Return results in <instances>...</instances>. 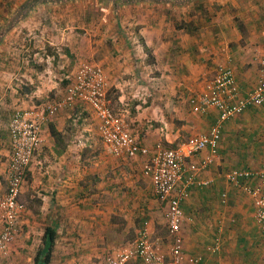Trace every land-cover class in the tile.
I'll list each match as a JSON object with an SVG mask.
<instances>
[{
  "label": "crops",
  "instance_id": "crops-1",
  "mask_svg": "<svg viewBox=\"0 0 264 264\" xmlns=\"http://www.w3.org/2000/svg\"><path fill=\"white\" fill-rule=\"evenodd\" d=\"M176 1L183 16L176 15L183 20L177 28L164 11L172 2L155 4L163 11L149 10L144 17L130 13L137 3L118 5L111 45L92 53L104 72L110 106L123 111L131 110L129 104L134 107L127 117L133 127L126 123L150 154L159 143L175 147L191 136L208 133L217 121V111L193 113L189 99L204 91L218 66L230 68L241 95L246 93L256 84L257 61L264 50V0ZM43 6L51 7L33 6L8 30L3 28L12 12L0 18L4 30L0 69H7V76L0 73V197L5 193L10 159L11 114L17 109L40 110L45 97L55 96L53 91L47 93L54 87L41 71L63 70L69 53L87 57L85 49L62 52L51 42L56 51L38 47L36 43L51 38L50 29L36 21L42 19L38 11ZM191 11L192 17L187 18ZM124 15L142 27L137 32L125 29L130 20L124 22ZM77 105L92 115L94 126L76 113ZM263 121L264 105L223 124L216 157L197 174V179L209 184L192 187L181 204L183 251L202 256V264H264V236L253 219V198L226 180V174L235 169L264 168V130L258 126ZM97 127L96 117L84 104L63 109L43 123L42 142L20 192L25 206L20 227L39 231L41 237L46 228L54 231L51 264H102L120 247L135 242L142 229L168 253L165 204L156 199L150 178L142 172L148 157L113 156ZM207 153L193 161L199 163ZM213 247L214 252L209 251ZM9 250L14 264H31L34 251L23 246L22 238ZM126 264L141 263L136 259Z\"/></svg>",
  "mask_w": 264,
  "mask_h": 264
},
{
  "label": "built area",
  "instance_id": "built-area-1",
  "mask_svg": "<svg viewBox=\"0 0 264 264\" xmlns=\"http://www.w3.org/2000/svg\"><path fill=\"white\" fill-rule=\"evenodd\" d=\"M258 78L256 84L246 93H240L235 75L230 68L218 66L204 91L189 99L193 113L205 115L214 109L217 121L206 134H197L175 147L157 144L152 154L141 147L132 136L125 119L117 114L107 99V84L104 72L98 65L83 63L76 70L60 100L43 105L40 110L17 109L9 119L10 159L5 175L6 189L0 197V256L10 253L20 229V220L25 206L20 202V192L26 172L41 140L43 123L61 110L76 104L86 105L98 121V133L110 154L115 157H148L142 172L149 177L157 200L165 204L168 253L150 239L147 229H142L135 242L120 247L107 256L102 264H126L138 259L141 264H202V256L189 255L183 251L181 227L185 221L182 202L189 190L196 186H207L209 181L197 179L218 153L221 129L227 121L246 110L264 105V50L258 57ZM203 151L208 153L199 163L193 161ZM150 154V155H149ZM226 180L234 188L242 190L253 198V219L264 236V168L261 170H232ZM224 197V195H222ZM216 247L210 248L214 252Z\"/></svg>",
  "mask_w": 264,
  "mask_h": 264
},
{
  "label": "rangeland",
  "instance_id": "rangeland-1",
  "mask_svg": "<svg viewBox=\"0 0 264 264\" xmlns=\"http://www.w3.org/2000/svg\"><path fill=\"white\" fill-rule=\"evenodd\" d=\"M1 1L2 3H0V18L4 17L5 14L9 15L10 12H14L16 9H18L23 3L27 2L28 0H1ZM155 4L157 3H141V4L137 3L135 4V7L130 8L131 10L129 11H131L130 12L131 14L137 13L142 17H144V13H147V11L149 10H151L152 13L154 14L163 11L160 10V8L157 9L158 7ZM133 5L134 4L126 5V6H133ZM168 6L169 8L167 10L165 9L164 11H167V16H169V19L173 21V25L177 28L180 26L178 22L183 21V20H179V18H177L176 16L178 15L180 17H183L181 14V10L177 8V5H175V3H171ZM116 7L117 6L113 5V2L109 0H71L68 2H64L62 4L51 5V7L43 6L42 7L43 10L38 11V13L42 12L43 16L42 19L36 21L40 22V27L45 26L49 28L50 29L49 34L51 36V38L50 37H48V39L46 38L45 39L46 42H43V44L39 42L36 43L39 48L43 47L42 49L46 50L47 52L56 51L57 49L53 45L55 44L58 46L57 48L62 52H64L65 50L66 51L68 50L69 52L71 49L72 50L75 49L74 52L77 49H85L87 55V57L79 59V57L69 53L68 55L69 62H67V67H65L63 70L56 69V67L52 69L51 67V70L48 73H46L47 71L43 73L45 69L41 71L40 75L45 74V78H48V81H50L48 85H52L54 87L51 88L50 90H47L48 91L47 93L50 94L51 91H53L55 94V96L52 95V97L51 96L45 97L43 99V104L46 105L48 103H52L61 99L62 96L60 93L63 91L64 87L66 86L67 79L72 77L76 69H78L81 64L91 63L96 65L94 61L95 56L92 53L97 51V49L100 50L103 46L109 47L112 42V37L115 33L113 32V29L117 28L116 23L118 22V18H119L117 14L120 12V9H116ZM192 14H193L192 11L188 12V14H186L187 18H191ZM124 17H126V20L125 21L122 20L121 22L123 21L127 22L128 19L130 20L128 24H125V26H123L126 27L125 29L130 27L132 30L136 29L137 32V29L142 27V25H138V24L135 25V23H133L132 21L133 18H130L127 15H124L122 18ZM116 32L118 31L116 30ZM59 34L61 36L58 39L57 37ZM50 42L53 44H51ZM38 47L36 49H38ZM88 57H90L93 61L89 60ZM9 58L10 60L16 59V57L14 56H10ZM11 71L13 70L11 69ZM6 72H7L6 68L0 69V73L4 74L5 76H7ZM13 77L16 76L13 75ZM76 107H77L75 109L76 113H80L82 117L87 119V123L89 122V124L94 126L95 121L92 115L88 111L83 110L84 106L77 105ZM130 107L131 110L129 111L128 110L123 111V109H120L118 107H115L114 111L117 114L121 113L125 115V117L123 116L125 121L129 123L130 127L132 128L134 124L132 125L131 122H129L128 120L129 118H127L128 115H130V113H133L134 110V107L129 104V108ZM66 109L68 110L69 108ZM66 109L64 110L66 111ZM258 126L264 130V121L261 122ZM263 136H264V132H263ZM255 170H259V168ZM26 235H28V237ZM21 238L23 239V246H25L26 248H31L34 251V255H35L37 248L42 241V237L39 235V231L35 232L34 230H32V228L28 229V228L20 227L19 235L13 244H15ZM13 244H11V246ZM33 257H32V261L30 262L31 264H33ZM0 264H14L12 259H10V253L6 257L0 256ZM20 264H22V261H20Z\"/></svg>",
  "mask_w": 264,
  "mask_h": 264
},
{
  "label": "trees",
  "instance_id": "trees-1",
  "mask_svg": "<svg viewBox=\"0 0 264 264\" xmlns=\"http://www.w3.org/2000/svg\"><path fill=\"white\" fill-rule=\"evenodd\" d=\"M71 0H28L27 2L23 3L18 9H16L14 12H12L11 18L7 21V25L4 26L3 29L6 28L8 30L11 28L15 22H18L19 20H22L26 14L29 12L30 9H32L33 6H36L38 4H62L64 2H68ZM113 2V5H131L139 2H145L148 1L149 3H160V2H172L176 3V0H109ZM4 33V30L0 29V38L2 37V34ZM55 134V132H53ZM54 238L55 233L52 229L46 228L42 237L41 244L38 246L37 251L33 257V264H38L40 262H43L44 264H50L51 261V254H52V246L54 244Z\"/></svg>",
  "mask_w": 264,
  "mask_h": 264
},
{
  "label": "water",
  "instance_id": "water-1",
  "mask_svg": "<svg viewBox=\"0 0 264 264\" xmlns=\"http://www.w3.org/2000/svg\"><path fill=\"white\" fill-rule=\"evenodd\" d=\"M38 264H44L43 262H40V263H38Z\"/></svg>",
  "mask_w": 264,
  "mask_h": 264
}]
</instances>
